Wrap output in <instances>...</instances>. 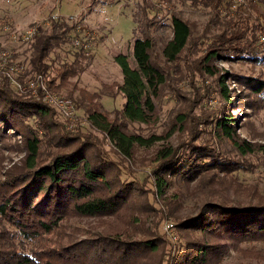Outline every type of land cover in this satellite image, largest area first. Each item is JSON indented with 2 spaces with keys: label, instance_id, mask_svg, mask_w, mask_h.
Masks as SVG:
<instances>
[{
  "label": "trees",
  "instance_id": "1",
  "mask_svg": "<svg viewBox=\"0 0 264 264\" xmlns=\"http://www.w3.org/2000/svg\"><path fill=\"white\" fill-rule=\"evenodd\" d=\"M189 1L194 8L208 10V22L200 36L194 33L195 25L184 19L170 0L151 4L142 0L139 15L135 13L133 17L140 31L134 33L131 57L123 53L113 56L122 81L110 86L122 95L124 104L121 109L114 111L112 119L98 102L100 95L85 91H80L78 98L73 95L77 85L71 80L85 72L86 63L91 59L88 53L90 49L84 51L72 45L70 33L75 35L77 25H69L68 19L59 17L57 20L49 18L50 23L45 28L39 26L38 33L27 44L29 60L25 74L47 77L49 89L56 92L63 90L68 98L76 101L84 111L88 125L103 135L117 156L130 163V166L135 162L146 167L154 164V191L164 209L156 202L159 209L148 203L143 205L136 202L141 197L138 184L143 182L123 180L119 166L102 157L88 138L81 141L65 134L62 125L54 120V111L48 104L13 92L8 79L4 77L0 81V133H16L20 136L25 160L23 171L9 177V183L5 185L9 187L6 192L8 196L0 201V218L18 233L7 234L5 228L4 231L0 230V264H151L150 259L160 250L163 257L155 264H203L210 256H213V260H220L227 246L200 243L205 242L206 238L192 242L189 237H193L195 232L205 237L219 238L225 235L235 242L237 250L239 245L236 243L249 246L264 243V205L239 208L210 203L204 205L198 215L180 218L177 214L179 207L165 199L170 186L167 177L189 181L198 177L190 179L191 174H204L207 170L226 174L238 167L237 161L223 158L215 150L196 155L194 147L190 155L183 159L172 146L161 147L152 156L138 157L140 150L147 151L155 147L162 139L169 138L170 133L165 138L154 135L144 137L126 130L128 124L148 125L155 122V99L161 89L173 80L174 74L186 84L194 83L198 76L205 81V76H218V70L213 65L216 60L258 58L254 45L256 40L247 42L245 39L244 30L249 19L238 13L231 17L230 13L224 15L233 2L241 6L245 2ZM257 7L253 5L255 11L260 13ZM148 10L155 11V14L164 12L169 16L170 36L167 39L158 41L157 21L148 16ZM226 16L230 19L222 20ZM204 44L206 46L201 51ZM63 45L75 52V59L53 67L50 56ZM199 51L202 55L193 62V54ZM50 71L53 76L49 78ZM218 85L225 95L227 89L224 80L219 81ZM253 86L257 93H264V81ZM104 88L110 89L106 85ZM181 119L179 116V121ZM236 124L237 121L229 115L218 119L216 127L234 143L241 155L248 156L257 151L264 155V144L254 145L239 139L235 132ZM43 143L47 147L51 145L67 151L52 153L49 160L38 162ZM91 149H95V152L87 155ZM129 212L137 217L135 221L141 219L144 235L141 240L130 239V225H127L120 232L95 233L64 246H55L56 243H47L51 246H45L47 238L54 235L68 217H110L117 220ZM169 218L177 223L173 229L176 228L187 241V250L177 259H170V252L164 251L168 243L158 232V226ZM132 226L134 230L138 229V226ZM25 240L33 243L36 249L25 250L28 253L22 252L23 249L14 250L12 242L22 244Z\"/></svg>",
  "mask_w": 264,
  "mask_h": 264
},
{
  "label": "rangeland",
  "instance_id": "2",
  "mask_svg": "<svg viewBox=\"0 0 264 264\" xmlns=\"http://www.w3.org/2000/svg\"><path fill=\"white\" fill-rule=\"evenodd\" d=\"M147 1L151 4L159 0ZM170 1L184 19L195 25L194 33L200 36L208 22V10L192 7L189 0ZM242 1L245 2L244 6L233 2L230 10L223 14L230 13L229 17H231L238 13L243 18L249 19L250 22L244 30L245 39L247 42L256 40L254 45L256 44L258 58L249 60L245 57H237V59L216 60L213 65L218 70V76H205V81L198 76L194 83L186 84L174 74L173 80L161 89L155 99V122L148 125L128 124L126 126V130L130 133L144 137L154 135L165 138L170 133L169 138L166 140L161 138L162 140L155 147L147 151L140 150L138 157L152 156L157 149L172 146L177 150L178 156L185 159L194 147L196 155L215 150L221 157L238 162V167L236 166L237 168L231 169L226 174L223 171L207 170L204 174H191L190 179L198 177L195 178L196 180L189 181L173 176L167 177L170 186L165 199L179 207L177 214L180 218L198 215L200 209L210 203L239 208L264 205V155L258 151L248 156L241 155L234 143L224 137L216 127L218 119L231 115L237 121L235 132L239 139L254 145L264 144V93H257L253 86L264 81V19L262 17L264 16V0ZM141 3L142 0H0V50H9L16 64L23 66L24 69L22 73L13 75L15 83L9 84L12 91L35 99L43 98V94L46 95L42 90L33 91L27 86V82L34 80L37 75L25 74L29 60V45H27L28 42L23 41L22 37L35 25L41 24L42 27H47L44 22L51 16L63 17L69 20L67 21L69 25H77L75 35L72 34L73 32L70 33L73 38L85 40L89 34L95 39L88 51L91 59L86 63L85 72L71 80L77 85L73 95L78 98L80 91L100 95L98 102L112 119L114 111L121 109L124 104L122 95L110 86L112 83L122 81L120 70L113 62V56L123 53L131 57L134 33L138 34L140 31L133 22V17L135 13L139 15ZM254 4L258 6L257 10L262 16L255 11ZM148 16L154 17L157 21V36L161 39L158 41L167 39L170 36V20L167 13L155 14V11L148 10ZM229 17H223L222 20H229ZM49 23L48 21V25ZM12 36L16 38L13 39ZM205 46L206 44L201 51ZM201 55L200 51L195 52L192 61H198ZM74 59L75 52L63 45L60 50H56L50 56V64L58 67ZM48 75L49 78L53 76L51 71ZM221 80H224L227 89L225 95L218 85ZM44 82L47 83V77H44ZM104 85L110 89H105ZM202 88L204 89L201 91ZM47 92L71 100L63 90L56 92L47 87ZM71 102L73 110L70 117H65L55 107L49 106L54 111V120L62 125L64 133L81 141H86L88 138L101 152L102 157L119 166L118 170L123 180L143 182L138 184L141 197H138L136 202L143 205L148 203L158 208L154 203L156 202L163 210V204L155 195L153 186L154 164L146 167L135 162L130 166V163L117 156L115 149L103 135L88 125L84 111L75 103L76 101L71 100ZM179 116L182 117L181 121ZM60 151L67 150L51 145L47 147L43 143L38 162L47 161ZM94 152L95 149H91L87 155ZM24 160L25 150L20 136L16 133L10 135L0 133V201H2L1 198L5 199L8 196L6 192L9 187L5 185L9 183V177L23 171ZM136 218L130 212L125 216L121 215L117 220L110 217L100 219L68 217L54 235L47 238L45 246L47 243L64 246L70 241L83 240L95 233L120 232L127 225H130L128 228L130 239L141 240L144 238L141 231L143 226L141 219L139 218L137 222ZM133 224L138 226L137 230H134ZM175 224H177L175 220L169 218L158 226L160 237L168 243L164 246V251L170 252V259L173 257L177 259L187 250L186 239L180 236L176 228L173 229ZM169 225L172 226L168 227ZM4 228L7 234H18L13 227L0 218V230L4 231ZM189 238L192 242H200L198 240L206 238L205 242L200 243L227 246L220 260H213V256H210L203 264H264V243L254 246L236 243L239 245L237 250L235 242L225 235L219 238L205 237L195 232L193 237ZM14 244L12 242L14 250L23 249L24 253H28L26 251L29 249H36L33 243L26 240L22 241V244L18 241ZM162 257L163 253L160 250L150 259V263L155 264ZM65 264H71V262ZM164 264L167 263L164 262Z\"/></svg>",
  "mask_w": 264,
  "mask_h": 264
},
{
  "label": "built area",
  "instance_id": "3",
  "mask_svg": "<svg viewBox=\"0 0 264 264\" xmlns=\"http://www.w3.org/2000/svg\"><path fill=\"white\" fill-rule=\"evenodd\" d=\"M241 2V0H239ZM59 16H51L50 19L56 20ZM49 18L45 20L44 24L48 25ZM41 25V24H40ZM40 25L33 26L30 30L27 31V33L22 37L23 41L29 42L33 36L38 33V28ZM13 39H15V36H12ZM94 37L91 35H87L85 40H81L77 37L72 38V45L76 49H82L84 51H87L90 49V45L94 41ZM17 62L12 58V53L9 50L1 49L0 50V79L3 77L7 78L9 83H15V80L13 79V75L23 72V66L16 64ZM27 86L32 89L33 91H43L46 93V95L43 94V98H37L38 100H41L43 103L48 104L51 107H55L62 115L65 117H70L72 115V102L69 99H65L62 97H57L53 94H48L47 92V85L44 82V77L41 75H37L34 80L28 81ZM18 88L21 89V86L18 85ZM172 225H169L168 227H171Z\"/></svg>",
  "mask_w": 264,
  "mask_h": 264
}]
</instances>
